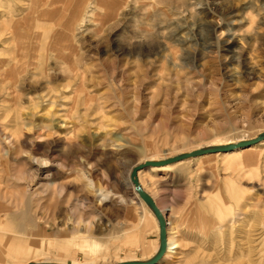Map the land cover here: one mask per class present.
Returning a JSON list of instances; mask_svg holds the SVG:
<instances>
[{"label":"rangeland","instance_id":"1","mask_svg":"<svg viewBox=\"0 0 264 264\" xmlns=\"http://www.w3.org/2000/svg\"><path fill=\"white\" fill-rule=\"evenodd\" d=\"M74 2L37 0L34 8L30 0H0V24H10L1 39L13 60L37 51L16 79L14 108L7 105L17 134L9 155L0 152V183L25 199L13 209L0 205V264L144 262L160 250L154 200L181 244L177 260L160 264H264V0H127L132 10L125 16L98 6L73 33L66 62L50 49L60 37L54 21ZM69 84L50 109L61 117L45 116L41 88ZM45 127L69 141L59 157L73 165L74 186L84 187L70 193L69 211L49 198L55 229L29 196L41 183L32 159L45 158L36 143ZM244 145L255 151L202 157ZM137 174L152 199L139 195L149 212L114 184ZM82 213L100 228L77 227ZM76 214V228L69 227ZM120 222L139 225L133 243L120 240Z\"/></svg>","mask_w":264,"mask_h":264},{"label":"bare ground","instance_id":"2","mask_svg":"<svg viewBox=\"0 0 264 264\" xmlns=\"http://www.w3.org/2000/svg\"><path fill=\"white\" fill-rule=\"evenodd\" d=\"M30 1L32 3L33 7L35 8L37 6V0H30ZM43 6L44 7L40 10V13H41L40 15H42L43 12L48 11V9L51 6H54V3H51V4L49 3V5L44 4ZM98 6H103L105 9L108 10V13L111 12L113 14L115 13V11L117 9L118 10L120 9L121 16H125L127 14V12H130L132 10V7L130 5H128L127 0H75L74 5L72 6L71 9H64L63 10L64 12H67L63 16V20H60V18L58 17V20L54 21L56 23H57V21L59 22L58 23V29L60 30V37L58 39L59 42L55 43L54 46L52 47V49H50V51L52 53H54V58L60 59L62 61H66V62H68L72 59L71 58V52H72L71 41L73 38V33L75 31H78L87 22V19L91 16L90 9L94 10ZM30 10L32 11L31 6H30ZM30 10H29V12H30ZM133 10H134V8H133ZM57 13L58 12H56L55 14L57 15ZM59 13H60V11H59ZM45 14H47V13H45ZM103 20L104 19H100L99 21L103 22ZM8 26L10 27V24H4V23L0 24V39H1V36L6 33V29ZM53 26L51 27L52 29H54ZM0 45L4 46V47L3 46L0 47V152L2 153V156L7 157L9 155V151H8L9 146L11 145L14 136H16V134H17L16 132H12V129H9L10 128L9 126L11 124L10 123L11 111L7 110V107H8L7 105L12 103V107L14 108L13 103L16 100H18V96H19L17 94V90H16V88H17L16 84L18 81L16 79H18V76L23 73V71H24L23 69H26L27 66H31L30 62L24 63V61L31 60V58H29L28 56H32V53L33 52L37 53V51H35V50H33L31 52L29 51L28 52L29 54H27V56H26L27 59L24 61L21 60L22 57H20V59H18L16 57V59L13 60L14 56H12V54L6 48L8 45L7 42H5L4 40L2 41V39H1ZM12 68H14V71L12 70ZM42 68H43V66H42ZM69 89H70V84L67 86L61 85V86L57 87L56 91L50 90L49 88H47L45 86H43L41 88L42 95L39 97V99H40V103L42 104V110L41 111H44L45 116L50 115V116H55V117H61V112H63V111L58 110L56 113L53 114L50 109H52V107H54V106H57L56 105L57 100H63L65 98V95H63V93L68 91ZM76 91L79 92L78 90H76ZM86 96H87L86 98H88V93ZM58 107H62V105H58ZM59 123H60V121H59ZM61 127H62V125L57 126V128H59V129ZM47 128L48 127H45L42 130H39L40 132H39L38 136L36 137V143L39 144L38 145L39 146L38 151L42 152V155L45 156V158L44 159L42 158L43 159L42 160L41 159L42 156H41L40 159L39 158L32 159V165L35 167L36 178L40 179L41 183H39V186L37 187V192L31 193V194H29V196L38 198L37 205L41 210V212H40L41 219L47 225H49L50 228L55 229V228H57V224L54 222L55 213L53 212L52 214H50V207H48L49 198L51 200L54 199L57 205H61V206L65 205L64 207L66 208L67 211H69V209H70L69 208L70 193H73V191L77 190V189L78 190L83 189L84 187L81 186L80 188L79 187L76 188L74 186V184L72 183V179H71L73 177V174H74L73 165L68 164L65 160H60V157H59L61 155L60 153L62 151H64L66 148H69L71 146L69 141L67 139L60 137L59 134H56V133H54L55 135L53 133L51 134V131L48 130ZM28 139H30V138H28ZM263 142H264V140H263ZM33 146H36V145H33ZM215 149H218V148H215ZM207 150L210 151L212 149H207ZM254 151H255L254 145H250V146L246 145L245 147H240L238 149H234V150L227 151V152H221V153H215V152L213 153L212 152L210 154L208 153L202 157L210 158V157H216L218 155H223L224 157L225 156L231 157V156L238 154V153H252ZM170 156H171L170 154H167V155H163L160 157H156L157 159H155V160L152 159V160L154 162H163L165 160H168V157H170ZM241 156H243V155H241ZM190 158H183V159L186 160V159H190ZM206 158H204V159H206ZM169 159H171V158H169ZM182 161H179L177 163H181ZM255 162H256V160H255ZM90 168L91 167H88V166L83 167L84 170H86V169L88 170ZM163 168H168V166L163 167ZM22 175H23V172L20 170H18L14 174V176L16 178H18ZM101 177H102L101 179H103V180H108V177H106V175H104V174H101ZM30 183H32V181ZM114 184L118 188V191L121 190V191H126V192L131 193L134 196V198L136 200H138L141 207H143L145 209V211L149 212L146 209V205L140 199L139 195L147 197V200H150L151 197L146 195L147 194L146 189H144L142 187L138 174L136 175L135 179L129 178V179H125L123 181L122 180H115ZM89 187H90V185H89ZM97 187H98V185H97ZM90 188H92V187H90ZM23 199H25V197L23 196V194H20V191H10L8 188H6L4 185H2L0 183V205L1 206L3 204L5 206L13 209L17 206L16 205L17 201L22 202ZM102 199L106 200L107 198L106 199L102 198ZM153 200H154V197H153ZM153 203H155L156 208L157 207L159 208L158 212L156 214V216L160 222V229H161V234H160L161 241H160L159 252L161 251V247H163V249H162L163 253H162L161 258H157V255L159 253V252H157L154 256L150 257L148 260H146L144 262H137V263H141V264H160L163 260H166L168 258H173V259L177 260L178 259L177 257L180 255L181 244H180L178 234L176 231V226H173L171 224V221H170L169 217L167 216L166 210L163 208H160L157 205L156 200H154ZM67 208H69V209H67ZM5 210L0 209V211H5ZM7 211H9V214L12 217L11 219H14L17 216L16 211H11V210H7ZM127 213H128L127 219H129V221L133 220V217L131 216L133 214V213H131V209L127 210ZM143 215H144V213H143ZM76 216H77V214L73 215L72 219L69 220V222H70L68 224L69 227L76 228V226H74V224H73ZM135 216L136 215H134V217ZM84 217H85V213L79 214V217H78L79 222L77 223V227L82 229L84 232H89L92 229H99L100 228L99 222L95 223L93 220L86 221V218H84ZM134 222L135 221L133 220L132 223L134 224ZM132 223L131 224H127V222H126V224L121 223V222H120V224L117 223V225L120 226V229L117 231H119L121 233L120 234V240L121 241L124 240L125 242L133 243V233L135 231H138L139 225L136 224L133 226ZM108 224L112 229L116 227V226L115 227L112 226V223L109 220H108ZM66 226H67V223H66ZM113 237H119V236H117V234H113ZM77 238H81V239L84 238L85 239V236L84 235L78 236ZM66 240H67V242H66L67 244H71V243L73 244V241L71 240V238H67ZM9 241L10 242H16V240H14V239H13V241L12 240H9ZM58 242L60 244V241H58ZM58 242H56L55 245ZM61 242H63V241H61ZM64 243H65V241H64ZM61 244L63 245V243H61ZM9 245L11 247H13L12 245H14V243H9ZM63 246L66 247L65 245H63ZM73 246H74V244H73ZM17 247H18V253H20L21 255L23 253L27 252L23 242H21V244H19ZM16 255H18V254H16ZM29 263H27V264H29Z\"/></svg>","mask_w":264,"mask_h":264},{"label":"water","instance_id":"3","mask_svg":"<svg viewBox=\"0 0 264 264\" xmlns=\"http://www.w3.org/2000/svg\"><path fill=\"white\" fill-rule=\"evenodd\" d=\"M143 198H146L145 196H143ZM146 200H147V198H146ZM147 201H149V200H147ZM162 249H163V247H161V251L159 252V254H161L162 255ZM122 264H141V263H137V262H123Z\"/></svg>","mask_w":264,"mask_h":264}]
</instances>
